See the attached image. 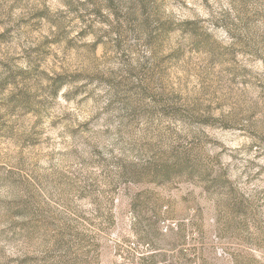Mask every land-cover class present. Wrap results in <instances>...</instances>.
<instances>
[{"label": "rangeland", "instance_id": "rangeland-1", "mask_svg": "<svg viewBox=\"0 0 264 264\" xmlns=\"http://www.w3.org/2000/svg\"><path fill=\"white\" fill-rule=\"evenodd\" d=\"M0 264H264V0H0Z\"/></svg>", "mask_w": 264, "mask_h": 264}]
</instances>
